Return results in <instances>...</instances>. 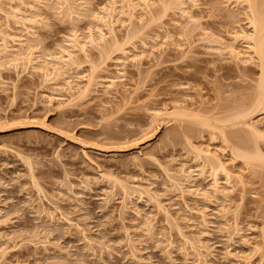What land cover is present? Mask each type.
Here are the masks:
<instances>
[{
	"label": "rangeland",
	"instance_id": "rangeland-1",
	"mask_svg": "<svg viewBox=\"0 0 264 264\" xmlns=\"http://www.w3.org/2000/svg\"><path fill=\"white\" fill-rule=\"evenodd\" d=\"M35 1H26L35 5L34 12L18 0L1 1L0 27L19 37L31 29L40 57L66 46L72 30L86 40L89 28L97 26L92 17L102 8L123 11L122 0H73L77 11L71 17L59 0ZM153 1L152 18L140 21L137 14L131 35L116 26L120 48L135 44L143 55L139 65L128 62L126 86L117 94L100 89L69 105L50 101L56 94L44 88L50 83L40 71L0 54V264H264L258 236L264 229V165L247 167L230 155L232 146L253 150L255 145L264 156V140L250 138L245 128L250 121L264 128V110H249L258 94L257 62L243 64L225 48L229 33L249 30L244 7L236 0H193L194 6L186 0L184 5ZM185 8L195 21L182 17ZM15 9L28 20L13 18ZM156 34L161 49L150 43ZM142 41L155 50L149 45L144 52ZM243 45L236 43L240 51ZM118 48L112 44L104 50L108 54L90 48L91 61L101 68L105 60L107 73L116 75ZM78 57L80 72L86 73L93 63ZM244 108L253 113L234 120L232 114ZM165 109L168 117L155 116ZM225 137L229 155L222 154ZM204 142L247 181L229 199L212 191L210 173L192 187L186 184L183 195L175 190L174 171L187 160L191 167L192 145ZM218 178L226 188L224 174ZM114 180L151 194L125 196ZM206 191L210 202L201 198ZM234 219L244 232L231 237L234 230L226 224Z\"/></svg>",
	"mask_w": 264,
	"mask_h": 264
},
{
	"label": "bare ground",
	"instance_id": "bare-ground-1",
	"mask_svg": "<svg viewBox=\"0 0 264 264\" xmlns=\"http://www.w3.org/2000/svg\"><path fill=\"white\" fill-rule=\"evenodd\" d=\"M1 1H3V0H0V4H1ZM18 1L20 2L21 6H23V7L24 6H26V7L28 6L27 7V9L29 8L28 10L31 9V11H32L34 9L35 5L34 6H29V5L26 4V1H27V3H28V1H30L32 3L35 0H18ZM59 1H61V3L63 2L62 4L67 5V7H68L67 11H69L68 13H69L70 16L72 15L71 17H73V15L76 14L77 6H76V4H75V2L73 0H59ZM71 1H73V2H71ZM164 1H162V2L164 4H166L167 3L166 0H164ZM172 1H174V0H172ZM178 1H180V0H178ZM184 1L181 2V3H183V5L185 4ZM186 1H191V2H193L192 3L193 6L195 5V3H194L195 1H193V0H186ZM36 2H38V1L36 0L35 3ZM154 2L155 1L151 2V0H122L121 4H120L121 5L120 7H123V11H122V8H120L121 9L120 10L119 8L118 9L115 8V6L114 7L110 6L111 8L110 9L107 8V10H106V7L102 8V11H100L101 13L98 12L97 15L95 14V16L92 14V16H94V18L92 17V19L95 20V22L97 23V26H94V27H96L95 29L93 27L91 29L89 28L87 36L85 35L86 36V40L84 39V41H83V39H82L83 36L81 38V36L79 35V32L77 30H72L73 32H72V34L70 36H68L67 41L64 40V41L68 42V43H66V46H57L58 48L55 51L52 52L50 50L51 52L48 53V54H47V52L44 54V51H43V53L40 52L41 54H44V56L42 55L44 58L42 56L41 57L38 56L37 52H36V51H38V48H39L40 45H38V43L35 42V47H36V45L38 47L36 49L34 47V44H32V42H34V40H35V39L33 40V37H34V35L36 33H33V31H30L31 29H26L28 31L23 29V30L26 31L25 36L24 35L23 36L20 35V37H19V36H13V35L11 36L7 32L3 31L4 28L2 30V28L0 27L1 28L0 29V41H1L0 42L1 43L0 44V54L3 55L1 58L5 57V58H7L6 60H9V59H10V61L13 60L12 62L15 61L14 63H16V64L24 60L25 62L23 61V65L25 64V66H23V67L27 68L28 66H30L31 68H33L32 69L33 71L34 70H35V72H36V70L40 71L41 75L44 78L43 80H45L44 83L45 84H47V83L49 84L50 83L49 86L51 85V83L53 85V87H51V88L49 86L48 87H44V88H47L46 90H49L52 93L56 94V95L52 94L53 96L51 97L50 101L51 100L53 101V99H57V100H60V103H66V104L67 103H69V104L71 103L72 104L73 101H75V100H77L79 98L80 99L81 98L82 99L86 98L89 95L99 91L100 89H104L103 91H106V93L108 92L109 94H113V92L115 94H117L119 86H126L124 84L125 83L124 79L127 78V75H126L127 74V72H126L127 65L130 62L136 63L134 65L141 64V62L143 60V55H141L142 51L141 52L140 51L137 52V50H139V49H136V45L135 44H134L135 46L133 44H131V46L128 45L130 47L129 49H131V47L133 45V47H132L133 51L129 50V49L125 48V47L123 48L122 46L120 48V44H119V40H118V36H117V30H116L117 27L116 26L119 25V27H122L125 30H127L128 36L131 35L130 33L132 32L131 30L133 29L132 25H133L134 20L138 17L137 14L138 15L140 14L139 16H141V17H138V18H140V21H143L144 17H150L151 16L150 18H152L153 13L155 12L154 8H153L154 4H155ZM168 3H170V2L168 1ZM236 3H237V5L240 4L242 7H244V11H245V15H246L245 18L247 20V23H248L247 25H248L249 30H245L243 28H239V30L234 31L232 33H229L230 42L228 44L226 43V45H228V46L225 45L226 47L224 45L220 44V43H222L221 41L223 39H221L220 43H218V44H220L221 47L224 46L226 49H228L229 50V54L233 58H235L237 61L242 62L243 64H252V63H254V65L257 64V66L259 68V78H258V84H257L258 94H257L255 102L253 101V103H252L253 105L250 106L252 108L249 109V110H253L254 109V112L255 111L257 112L258 110L259 111L260 110H264V0H236ZM124 8L127 9V12H125ZM185 9L186 10H184V9L182 10V17H185V19H187V20H191V22L195 21V20H193V17H191V15H189V13L187 11V8H185ZM33 12H34V10H33ZM19 13H20V10L19 9H17V10L15 9V15H13L14 12L12 14L13 18H17L18 19V17H19V19H23V20L25 19V21L28 20L27 18H25V16H21ZM10 14H8V15H10ZM123 15H125V18L120 20L119 16L124 17ZM33 16L35 17V15H33ZM35 22H37V21H34V23ZM31 24H33V23H31ZM33 25H31V26H33ZM161 28H163V30H160V32H162V31L165 32L164 31L165 30L164 27H161ZM133 31H135V30H133ZM166 31H168V30L166 29ZM21 32H23V31H21ZM168 32H165V33H166L167 37L171 38L170 35L168 34ZM160 34H156L157 36L151 38L152 40H154L156 42L155 43L153 41L154 42L153 43L152 40H151V42H150L151 45L155 44L156 47L159 46V44H160L159 43L160 42V40H159L160 39ZM21 37L22 38L24 37L25 39H21ZM172 37H173V35H172ZM17 38H20V40L19 39L17 40ZM161 38H163V37H161ZM158 40H159V42H158ZM239 41L244 42L243 51L238 50L237 47H236V43L239 42ZM10 42L13 43L12 45H13L14 48L11 47L12 45L11 46L9 45ZM157 42L159 44H157ZM14 43L15 44L17 43V45H15ZM109 43H112V44L116 45V47L118 46L120 48V49L118 48L120 56L118 58H116V63H115L116 65L114 64L115 68L118 69L117 72H116L118 74H116V75H112V74L109 75L107 73L108 70H106V69L109 66L106 67L108 65L107 63H105V65L107 64L106 66L104 65L105 60H104V62L102 61L103 62L102 64H103L104 67L101 66V68H100V64L101 63L100 64L98 63L99 66H97V64L94 63L93 61H91L92 59L90 58L91 57L90 56L91 53L89 52L90 48L97 49L100 53L102 52L103 54H106L107 53V52H105L106 49L108 51V48L111 47V45H112V44H109ZM142 43L144 45V41H142ZM142 43H141V45H142ZM150 43H149V45H150ZM146 44L144 45V47L146 46L145 48L143 47V45L141 47V48L144 49V52L147 50V48L149 46L148 44L147 45ZM223 44H225L224 41H223ZM151 45L149 46V48L155 46V45H153V46H151ZM160 45L161 46L159 47V49H161L162 46H164L163 44H160ZM34 48L36 49V51H34L35 50ZM137 48H139V46H137ZM159 49L156 48L157 51H159ZM134 50H136V51H134ZM149 50H151V49H149ZM154 50H155V48H154ZM154 50L152 49V53H154ZM152 53H150V55ZM143 54H146V53H143ZM36 55H37V57H36ZM79 55H83L84 59L86 61H88L90 59L89 61H91L93 63V65L91 64L92 65L91 68L89 67V69H87V70H89L88 72H87V70H85L86 73L85 72H80V71L84 70V68L80 66L82 64L79 63V61H78V58H79L78 56ZM104 56H108V55H104ZM144 58H146V57L144 56ZM89 61H88V63H89ZM138 67H140V66H138ZM103 68H104V70H103ZM101 72H106L105 73L106 75L104 73H101ZM102 74H104V76H102ZM69 104H67V105H69ZM247 109L244 108L243 110H239L240 112L238 113V115L235 114V113L232 114V117L234 115V120L236 118H238V116L244 117L243 115L246 116V114L249 117V115L251 113H253V112L252 111L250 112ZM165 110L164 111H159L158 110L159 113H157V111H155L156 114H157V115L155 114V116L157 118L161 117L162 119H163V117H168L169 113H168L167 110L166 111ZM182 110H184L183 111L184 114H186L188 112L186 110V108L182 109ZM248 112L250 113L249 115H248ZM194 116L196 117V115H194ZM197 117H198V114H197ZM232 117H231V119H232ZM227 118H228V122H230L229 121L230 116L227 117ZM238 120H240V118L237 119V121ZM224 122H226V121H224ZM232 122H233V119H232ZM246 122L248 123V118H247ZM243 125H244V123H243ZM246 126H247V127H245L246 128V132L249 131V135H251L250 138L254 136L255 139L259 138V139H263L264 140V128H261L258 125V123L257 124L256 123H251V121H250V124L248 123ZM214 129H216V128L214 127ZM248 136H246L247 138L244 137L246 139V140L245 139L244 140L247 142V145L249 146L250 142H248V141H250V139H249ZM227 139L225 137V139H223L222 142H221L222 144H220V145H222L221 147H222L223 151H222L221 148H220L221 150L220 149L219 150L222 151V154L223 153L226 154V152H229L231 150L230 151V155L232 156V158L233 159L234 158H236V159L239 158L240 161L241 160L243 161V164L245 163L247 165V167H249L248 165L251 162H260V164L262 163V165H264V163L262 162V158H264V156L262 155L260 149H258L257 147L254 149L255 145L253 146V150L250 149L252 151L247 149L248 148L247 146H245L243 148V146L240 145V144L238 145V146H242V148L240 150L236 149V147H233V146L230 149L229 145H231V144H228ZM242 143H243V141H242ZM216 150H217V148L214 151L211 148V145H205V142H204V144L202 143V145H198V146H196V145L193 146L192 145L191 153L193 154V158L190 159L191 160L190 163L192 164V166L190 165L191 167H187V161L189 162V160H187L186 162L183 160L184 163L181 164V162H180L181 167L179 168V170L174 171V173H173L174 176H172L173 182H174L173 185L175 186V190L178 189L179 191H181V192L178 191V193H182V195H183V193L185 192L183 189L185 188L186 184H187V186H188V184L191 185V183L194 185V183H193L194 181H196L197 179H205V176L208 173H210V176L213 179L212 180L213 182L211 184L212 191H214V193L217 194V195H219V194L222 195L223 194V197L225 196L227 198L228 196H230V194H233V191L236 189V186H237V188L240 187V186L241 187H243V186L245 187L246 182H247V181L246 182L244 181L245 178L244 177H239V176L236 177V175H234L235 173L232 174L231 170L229 171L228 170L229 168L227 169V166H226L225 162L223 161V159H221L222 157L220 158V155L217 154L218 150L217 151ZM226 150H229V151H226ZM225 154H224V156H225ZM263 161H264V159H263ZM259 167H261V166H259ZM221 173L224 174V176L226 177V186H227L226 188L227 189L225 188V186L221 189L222 186L220 184V181L218 180L219 179L218 176ZM242 174L244 175V173H242ZM246 176L247 175H245V177ZM114 181H115V185H119V188H122V191L124 192L125 196H128V197L130 196L131 197V196H133L135 194H137V195L139 194L138 196H140L142 198L143 194H145V193H146V195L148 194L147 193L148 191L145 192V191L141 190L142 188L139 189L138 185H136L137 187H134L132 185L125 184V183L121 182L122 180L121 181L120 180H114ZM36 185H35V187H37ZM115 185H113V186H115ZM191 187H192V185H191ZM193 188H195V186ZM223 189H225V190H223ZM40 190H41V188H40ZM194 190H197V189H194ZM186 191L188 192V190H186ZM198 192H196V193L199 195L200 193H198ZM230 192H232V193H230ZM150 194L151 193H149L148 195H150ZM146 195H144V197H146ZM194 196H195V193H194ZM199 196H201V195H199ZM150 198H152V196ZM150 198L148 197V199H150ZM153 198H155V197H153ZM201 198H203V199L205 198V201L208 200L207 202L211 201L210 200V196L208 195L207 191ZM227 199H229V197ZM152 200H150V201H152ZM157 203H159V202H157ZM190 210H192V209H190ZM223 213L227 215L229 212H227V211L224 212L223 211ZM205 215H207V214H205ZM205 215H204V217H205ZM236 217L237 216H235V218ZM237 222L235 220L234 224L233 223L232 224H230V223L226 224V225H228L229 230H231V229L234 230L232 232L230 231L231 234H229V235H231V237H232V234L233 235L234 234H238L239 235L240 232H242V231L244 232V229L242 230V228L238 225ZM252 228L254 229V232H255L256 229L254 227H252ZM249 229L247 231H249ZM253 229H250V230H253ZM251 233L252 232H250V235H251ZM235 236H233V237H235ZM258 236H260V237L262 236L261 238H262L263 243H264V229H263V231L261 230V235H259V233H258ZM246 242H245L246 245L249 244V243H246ZM256 247L258 249L260 248L258 246H256ZM254 248H255V246H254ZM258 249L255 248V250H258ZM257 252H260V251L258 250ZM227 254H228V252H227ZM263 254H264V252H263ZM233 255H235V254H233ZM262 256H264V255H262ZM262 256H261V258H262ZM250 258L251 257H248V260L246 262L249 263Z\"/></svg>",
	"mask_w": 264,
	"mask_h": 264
}]
</instances>
